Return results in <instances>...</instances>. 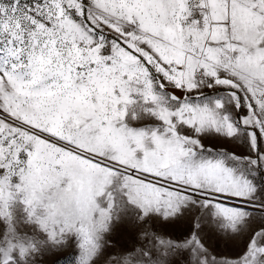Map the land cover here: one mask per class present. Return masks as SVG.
Returning a JSON list of instances; mask_svg holds the SVG:
<instances>
[{"label": "snow or ice", "instance_id": "6c2138e0", "mask_svg": "<svg viewBox=\"0 0 264 264\" xmlns=\"http://www.w3.org/2000/svg\"><path fill=\"white\" fill-rule=\"evenodd\" d=\"M0 264H264V0H0Z\"/></svg>", "mask_w": 264, "mask_h": 264}]
</instances>
